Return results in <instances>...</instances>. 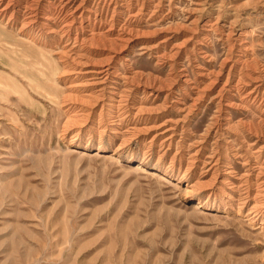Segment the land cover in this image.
Wrapping results in <instances>:
<instances>
[{
  "label": "rangeland",
  "instance_id": "obj_1",
  "mask_svg": "<svg viewBox=\"0 0 264 264\" xmlns=\"http://www.w3.org/2000/svg\"><path fill=\"white\" fill-rule=\"evenodd\" d=\"M0 264H264V0H0Z\"/></svg>",
  "mask_w": 264,
  "mask_h": 264
},
{
  "label": "bare ground",
  "instance_id": "obj_2",
  "mask_svg": "<svg viewBox=\"0 0 264 264\" xmlns=\"http://www.w3.org/2000/svg\"><path fill=\"white\" fill-rule=\"evenodd\" d=\"M10 13H11V12H10ZM55 70H57V69H55ZM43 73H44V72H42V74H43ZM55 73H56V72H55ZM39 74H41V73H39ZM51 74H52V73H51ZM45 76H46V75H45ZM46 77H47V76H46ZM8 80H9V79H8ZM39 80H40V79H39ZM46 80H47V79H46ZM40 81H41V80H40ZM232 81H233V80H232ZM243 81H244V80H243ZM1 82H3V81H1ZM10 82L13 83L12 80H11V81L9 80L8 83H10ZM42 82H43V81H42ZM4 83H5V82H3V84H4ZM8 83H7V85H9ZM12 83H10V84H12ZM15 83H16V82H15ZM232 83H233V82H232ZM4 85H5V84H4ZM43 85H44V84H43ZM11 86H12V85H11ZM13 86H14V85H13ZM38 87L41 88V87H40V84H39ZM42 87H43V86H42ZM44 88H45V87H44ZM48 90H49V89H48ZM44 91H45V90H44ZM45 93H46V92H45ZM47 94H48V92H47ZM252 97H253V96H252ZM250 99H251V98H250ZM141 168H142V165H141V164H137L136 169H141ZM153 175H154V176H158V177H160V178H163V176H164V175H162V174H160V173H157L156 171L153 173ZM201 207H202V205H201L200 203H198V204L195 205V208H198V209H199V208H201Z\"/></svg>",
  "mask_w": 264,
  "mask_h": 264
}]
</instances>
